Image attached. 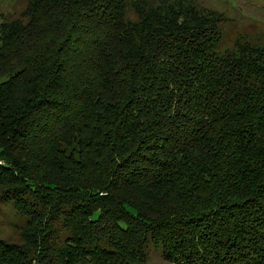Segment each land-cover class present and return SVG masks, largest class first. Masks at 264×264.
Listing matches in <instances>:
<instances>
[{"label":"trees","instance_id":"1","mask_svg":"<svg viewBox=\"0 0 264 264\" xmlns=\"http://www.w3.org/2000/svg\"><path fill=\"white\" fill-rule=\"evenodd\" d=\"M234 29L200 0L0 23V264H264V44Z\"/></svg>","mask_w":264,"mask_h":264},{"label":"rangeland","instance_id":"2","mask_svg":"<svg viewBox=\"0 0 264 264\" xmlns=\"http://www.w3.org/2000/svg\"><path fill=\"white\" fill-rule=\"evenodd\" d=\"M200 3L222 12L232 22L237 33L261 39L264 44V0H200ZM25 4L26 0H0V23L17 17ZM23 223L24 219L16 214L11 201L0 204V239L18 242L19 229ZM145 253L146 264H170L162 256L161 249L151 243L146 245Z\"/></svg>","mask_w":264,"mask_h":264}]
</instances>
